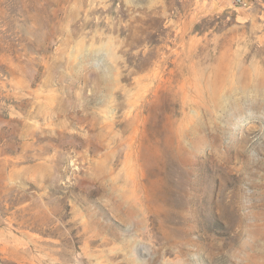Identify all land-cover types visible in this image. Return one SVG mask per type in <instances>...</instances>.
I'll list each match as a JSON object with an SVG mask.
<instances>
[{
	"label": "rangeland",
	"instance_id": "374dc122",
	"mask_svg": "<svg viewBox=\"0 0 264 264\" xmlns=\"http://www.w3.org/2000/svg\"><path fill=\"white\" fill-rule=\"evenodd\" d=\"M0 264H264V0H0Z\"/></svg>",
	"mask_w": 264,
	"mask_h": 264
},
{
	"label": "built area",
	"instance_id": "2783aa9c",
	"mask_svg": "<svg viewBox=\"0 0 264 264\" xmlns=\"http://www.w3.org/2000/svg\"><path fill=\"white\" fill-rule=\"evenodd\" d=\"M236 3L239 5V6H246L247 5V2H245L244 0H235Z\"/></svg>",
	"mask_w": 264,
	"mask_h": 264
},
{
	"label": "crops",
	"instance_id": "0c3cea01",
	"mask_svg": "<svg viewBox=\"0 0 264 264\" xmlns=\"http://www.w3.org/2000/svg\"><path fill=\"white\" fill-rule=\"evenodd\" d=\"M245 2H247V3H250L252 0H244Z\"/></svg>",
	"mask_w": 264,
	"mask_h": 264
}]
</instances>
